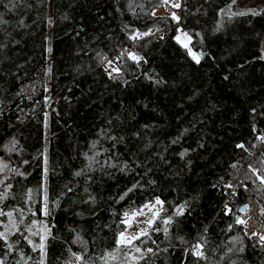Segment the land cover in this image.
Wrapping results in <instances>:
<instances>
[{
	"label": "trees",
	"instance_id": "16d2710c",
	"mask_svg": "<svg viewBox=\"0 0 264 264\" xmlns=\"http://www.w3.org/2000/svg\"><path fill=\"white\" fill-rule=\"evenodd\" d=\"M230 1L0 0V161L27 167L0 221L28 191L38 214L44 185L43 264H118L123 216L157 198L167 231L132 264H264L235 221L243 189L264 210V5L219 15ZM6 237L2 264H40Z\"/></svg>",
	"mask_w": 264,
	"mask_h": 264
},
{
	"label": "rangeland",
	"instance_id": "374dc122",
	"mask_svg": "<svg viewBox=\"0 0 264 264\" xmlns=\"http://www.w3.org/2000/svg\"><path fill=\"white\" fill-rule=\"evenodd\" d=\"M166 1V10L174 14L175 16L178 13L179 7L176 6L175 0H165ZM175 4V5H174ZM264 5V0H233L230 1L225 6L221 7L218 10V14L221 16H229V15H237V14H256L258 13L261 8ZM157 13L162 12V10H157ZM178 19V17H176ZM179 42L185 46L188 50V53L190 56L194 59V56L196 57L194 60H197V55L193 53L189 47V37L183 33L180 32L178 35ZM24 169L18 170L19 168L13 169V166L8 164L5 161H0V202L7 196L10 195V186L7 185L5 188L3 187L8 182L9 178L11 177L12 173H17L22 175L24 170L27 168L26 166H23ZM44 179V178H43ZM247 197L249 199L248 202L256 201L259 205V209L257 211V215L259 218L264 217V210L260 209V203L255 198L251 197L249 190H247ZM40 207L38 214L33 213L32 218L27 219L28 212L34 208V196L29 191L26 193L24 198V204L23 205H17L16 208L17 212L12 213L11 210H8L6 212L12 213V216H4L3 221H0V233H9L16 228L20 227L23 231V237L28 245H30L33 248V245H39L41 243V236H46L47 232L45 233V226L48 231V227L46 225V214H45V192H44V185H42L41 193H40ZM257 198H260L262 201H264V191H260L257 196ZM44 198V201H43ZM156 199L151 200L150 202H146L143 205H141L139 208H136L132 211L128 212V216L125 215L122 218L123 223V229L121 232L126 233L128 237L137 236L138 239H134L132 241V246H125L124 248L127 249V251H124L123 254V260L119 262L118 264H132L136 262L138 259H140L142 256H144V251L142 249V245L146 241L144 238L149 231L152 229H159V226L163 228V231H167V226L165 225V221L171 220L172 214H167L166 207L162 203L160 205H155L154 208H151V205L155 204ZM149 205V208H145L144 205ZM173 213H176L178 211V207L174 205L172 207ZM143 211V215H135L133 216V213H137L140 211ZM158 212L159 214L157 216H154L153 214ZM239 216V215H238ZM236 218V217H235ZM238 218V217H237ZM129 220L130 224H126L123 221ZM10 220L15 222L16 227L13 228L10 224ZM151 220L152 223L149 225L148 221ZM239 220V219H238ZM35 222V223H34ZM242 225L243 231L245 235L249 238H254L257 240L258 244H264V240L261 239L262 236L259 234L250 232L246 226V223H240ZM146 232V234H141V231ZM35 232L37 235H32V233ZM120 232V233H121ZM250 232V233H249ZM119 233V234H120ZM119 234L117 236V239L119 237ZM252 234V235H251ZM255 234V235H254ZM116 239V241H117ZM31 240V243L28 241ZM44 243V241H43ZM139 248L140 251L137 252L135 249ZM38 251L39 257L42 256L40 249L37 247L35 248Z\"/></svg>",
	"mask_w": 264,
	"mask_h": 264
},
{
	"label": "snow or ice",
	"instance_id": "6c2138e0",
	"mask_svg": "<svg viewBox=\"0 0 264 264\" xmlns=\"http://www.w3.org/2000/svg\"><path fill=\"white\" fill-rule=\"evenodd\" d=\"M233 2H234V0H233ZM176 6L179 7V5H176ZM241 14H243V13H241ZM174 18H175V17H174ZM133 58H134V59H138V58H136V57H133ZM195 58H196V57L194 56V59H195ZM197 62H198V60H197ZM261 182L264 183V180H262ZM129 191H131V189H130ZM45 200H47V197H46V196H45ZM160 204H162V201H160L159 198H157L156 201H155V204H154V205H151V208H154L155 205H160ZM144 207H145V208H149L150 206L146 204V205H144ZM182 212H183V209L180 208V209H178L177 214H181ZM45 214H46V208H45ZM158 214H159V213L156 212V213H154L153 215H154V216H157ZM0 215H5V213H0ZM6 215L9 216V217H11V216H12V213L9 212V213H7ZM135 215H143V211L141 210L140 212L133 213V216H135ZM125 216L127 217V216H128V213H125ZM123 222L126 223V224H130V221L127 220V219H126L125 221H123ZM168 222H169V221H165V223H168ZM238 222H239V223H243V221H239V220H238ZM34 223H35V222H34ZM148 223H149V225H151L152 221L149 220ZM10 224H11V226H12L13 228L16 227L15 222H13V221H11V220H10ZM46 232H47V228H46V226H45V233H46ZM141 234H146V232H144V231L142 230V231H141ZM32 235H37V233L33 232ZM6 238H7V237H6V233H0V239H6ZM44 239H45V236H41V243H40L39 245H33V248H34V249L38 247V248L40 249V251H41L42 259H41L40 264H43V255H44V248H45V245H44V243H43ZM134 239H138V237H137V236L128 237V236L126 235V233L121 232V233L119 234V237H118L116 243H117L118 248H120V247H125V246H132V241H133ZM261 239L264 240V237H261ZM28 242L31 243V240H29ZM9 248H11V245H9ZM135 250H136L137 252L140 251L139 248H136ZM149 251H151V250L149 249ZM197 254H198V255H201L200 253H197ZM109 257H110L111 259H116V258H117L116 255H115L114 253H110V254H109ZM80 259H81V257H79V256L76 257V260H80ZM0 264H2V262H0ZM105 264H107V259L105 260Z\"/></svg>",
	"mask_w": 264,
	"mask_h": 264
},
{
	"label": "bare ground",
	"instance_id": "6f19581e",
	"mask_svg": "<svg viewBox=\"0 0 264 264\" xmlns=\"http://www.w3.org/2000/svg\"><path fill=\"white\" fill-rule=\"evenodd\" d=\"M258 205L259 204L256 201H250L248 203L247 210L244 213L240 214L238 216V219L239 221H243L244 223H246V226L250 232L259 234L260 236L264 237V217H258Z\"/></svg>",
	"mask_w": 264,
	"mask_h": 264
},
{
	"label": "water",
	"instance_id": "95a60500",
	"mask_svg": "<svg viewBox=\"0 0 264 264\" xmlns=\"http://www.w3.org/2000/svg\"><path fill=\"white\" fill-rule=\"evenodd\" d=\"M247 194V193H246ZM248 195V194H247ZM248 208V203H245V204H242L241 206L238 207V210H237V216L235 218V221L238 222V215L244 213ZM252 235V234H251Z\"/></svg>",
	"mask_w": 264,
	"mask_h": 264
},
{
	"label": "built area",
	"instance_id": "2783aa9c",
	"mask_svg": "<svg viewBox=\"0 0 264 264\" xmlns=\"http://www.w3.org/2000/svg\"><path fill=\"white\" fill-rule=\"evenodd\" d=\"M180 1V0H179ZM179 7H180V4H179ZM109 58L105 59L103 63H105ZM243 192L244 193H247V190L246 189H243Z\"/></svg>",
	"mask_w": 264,
	"mask_h": 264
}]
</instances>
